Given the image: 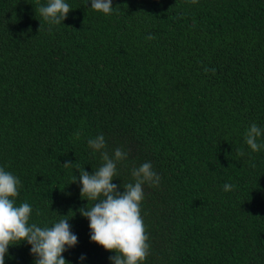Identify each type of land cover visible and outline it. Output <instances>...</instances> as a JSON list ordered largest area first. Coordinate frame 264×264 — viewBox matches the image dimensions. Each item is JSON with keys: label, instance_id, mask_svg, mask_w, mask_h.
Listing matches in <instances>:
<instances>
[{"label": "trees", "instance_id": "trees-1", "mask_svg": "<svg viewBox=\"0 0 264 264\" xmlns=\"http://www.w3.org/2000/svg\"><path fill=\"white\" fill-rule=\"evenodd\" d=\"M65 2L49 30L35 12L48 0H0V167L21 181L15 205L40 227L73 210L64 258L112 264L77 211L96 201L72 183L103 165L88 145L102 134V151L127 153L120 192L145 162L160 176L142 186L140 264H264V149L245 143L252 123L264 129V0H113L107 15ZM30 249L10 245L5 264H34Z\"/></svg>", "mask_w": 264, "mask_h": 264}, {"label": "clouds", "instance_id": "clouds-1", "mask_svg": "<svg viewBox=\"0 0 264 264\" xmlns=\"http://www.w3.org/2000/svg\"><path fill=\"white\" fill-rule=\"evenodd\" d=\"M197 3L198 0H189ZM87 6V5H86ZM91 9L111 14L114 10L113 0H91ZM69 4L65 0H48L46 5L35 7L36 14L46 21L51 30L52 25L63 23L70 11ZM43 27L41 24L40 29ZM39 29V31H40ZM146 39H155L149 34ZM209 71V69H205ZM213 74L215 69L211 70ZM77 139L79 133H75ZM264 135V129L256 123H252L245 132V143L252 151L264 149V144L257 140ZM88 145L96 152H101L103 165L89 173L85 168L77 167L80 175L72 178V183L81 185L80 195L82 200L96 201L89 207H81L77 211L88 219L91 229L90 239L101 245L105 250L115 252L110 256L112 264H140L149 254V237L145 234V227L140 215V203L144 197L143 185L145 183L158 185L160 176L153 170L151 162H145L138 168L132 169L135 183L120 186L113 183L117 170V162L125 160L127 153L121 148L114 150V157L110 156L106 148L105 137L100 134L88 140ZM238 155L244 152L237 149ZM77 163L66 161L63 166L72 168ZM254 166V165H253ZM18 187H22L21 181L12 173L0 167V264H5V255L10 245H19L27 242L31 245V255L34 264H71L63 253L78 244V237L71 231L69 220L74 218L75 212L69 210L68 215L53 224L52 227H40L36 223H29L33 211L28 203L16 206L14 198L18 196ZM234 185L225 183L224 191L234 190ZM102 197V198H101ZM37 210V215H39ZM71 216V218H67ZM81 260L85 259L81 256Z\"/></svg>", "mask_w": 264, "mask_h": 264}]
</instances>
